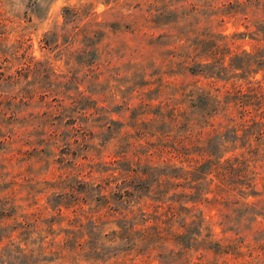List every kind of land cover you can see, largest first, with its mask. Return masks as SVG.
Wrapping results in <instances>:
<instances>
[{
	"label": "rangeland",
	"instance_id": "obj_1",
	"mask_svg": "<svg viewBox=\"0 0 264 264\" xmlns=\"http://www.w3.org/2000/svg\"><path fill=\"white\" fill-rule=\"evenodd\" d=\"M222 1L227 0H0V70L21 78L16 83L0 78V198L16 204L15 218L0 215V264H29L19 248L36 254L40 238L51 236L52 221L57 230L72 227L68 218L78 203L100 208L101 220H108L104 231L117 228L112 220L120 215L107 207L117 204L126 211L125 205L112 194L108 204L99 202L97 190L86 192L79 179L100 181L118 166L114 159L123 160L136 136L132 116L152 115L166 90L181 84L213 90H225L232 81L245 84L243 73L226 82L190 73L181 61L201 37H212L231 55L258 44L251 37L254 18L224 16ZM249 7L246 3L242 10ZM247 76L254 79L253 73ZM87 104L96 108H82ZM228 116L215 114L208 128L224 129L232 122ZM263 151L258 169L264 167ZM255 188L263 190L261 179ZM242 195H227L223 208L231 221L225 233L216 210L199 202L213 235L177 236L146 255L113 249L118 253L110 261L264 264V196L248 194L242 205ZM234 197L240 198V214L228 210ZM64 234L61 230L58 238ZM35 254L33 264H65Z\"/></svg>",
	"mask_w": 264,
	"mask_h": 264
},
{
	"label": "trees",
	"instance_id": "obj_2",
	"mask_svg": "<svg viewBox=\"0 0 264 264\" xmlns=\"http://www.w3.org/2000/svg\"><path fill=\"white\" fill-rule=\"evenodd\" d=\"M246 3L251 5L247 11L242 10ZM219 4L224 16L234 20L254 18L251 37L258 44L252 51L241 50L231 55L228 48L222 50L212 37H201L181 55V61L190 73L226 82L243 73L245 84L236 85L232 81L225 90L202 85L187 88V84H181L177 90H166L167 98L159 100L157 110H151L153 114L149 117L139 119L134 114L130 126L136 136L129 141L130 151L123 153V160L114 159L120 162L114 166L118 173L113 169L100 181L94 177L79 179L86 192L97 190L99 202L108 204L112 194L114 200L125 205L126 211L118 209L117 204L107 207L120 215L112 220L117 228L104 231L103 224L108 220H101L100 208L86 209L87 202L78 203L73 217L68 218L72 227L59 228L64 230V236L58 238L60 231L52 221L47 228L51 236L40 238L36 254L33 248L29 252L19 248L27 263L33 264L34 254L43 255V259L58 258L65 264L122 263L110 259L120 251L146 255L177 236L200 235L203 231L205 236L213 235L212 224L198 210L199 202H206L216 210L220 217L218 224L225 233L231 221V213L227 214L223 208L227 195L244 194L242 205L247 204L244 198L248 194L264 196V167L257 166V157L264 148V43L259 44L264 41V0H227ZM226 55H229L227 62ZM250 73L254 79L248 78ZM256 74L260 76L255 77ZM0 78L13 83L21 80L13 74L4 75L3 70ZM87 107L95 109L96 104L82 108ZM218 113L229 115L232 122H227L224 129L208 128V124L212 125L211 118ZM249 126H253L251 131L248 128L243 133ZM259 179L263 184L260 192L255 188ZM239 201L240 198L234 197L228 210L240 214ZM15 206L13 200L0 198L1 217L15 218ZM57 211L61 215L60 207ZM78 231L80 235L76 236ZM236 247L239 249L240 244ZM113 249L119 250L111 252Z\"/></svg>",
	"mask_w": 264,
	"mask_h": 264
}]
</instances>
